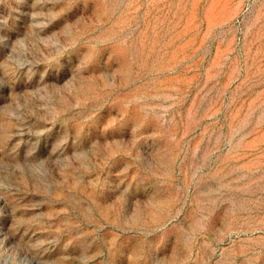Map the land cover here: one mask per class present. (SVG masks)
I'll return each instance as SVG.
<instances>
[{
    "label": "rangeland",
    "instance_id": "rangeland-1",
    "mask_svg": "<svg viewBox=\"0 0 264 264\" xmlns=\"http://www.w3.org/2000/svg\"><path fill=\"white\" fill-rule=\"evenodd\" d=\"M0 264H264V0H0Z\"/></svg>",
    "mask_w": 264,
    "mask_h": 264
}]
</instances>
